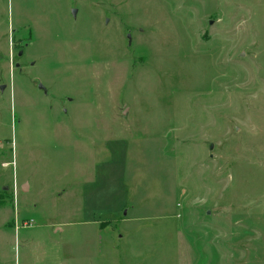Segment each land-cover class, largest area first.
I'll use <instances>...</instances> for the list:
<instances>
[{"label": "rangeland", "instance_id": "rangeland-1", "mask_svg": "<svg viewBox=\"0 0 264 264\" xmlns=\"http://www.w3.org/2000/svg\"><path fill=\"white\" fill-rule=\"evenodd\" d=\"M0 264H264V0H0Z\"/></svg>", "mask_w": 264, "mask_h": 264}, {"label": "crops", "instance_id": "crops-1", "mask_svg": "<svg viewBox=\"0 0 264 264\" xmlns=\"http://www.w3.org/2000/svg\"><path fill=\"white\" fill-rule=\"evenodd\" d=\"M20 187L22 188L23 191H27L30 189L28 181H23L20 183Z\"/></svg>", "mask_w": 264, "mask_h": 264}, {"label": "water", "instance_id": "water-1", "mask_svg": "<svg viewBox=\"0 0 264 264\" xmlns=\"http://www.w3.org/2000/svg\"><path fill=\"white\" fill-rule=\"evenodd\" d=\"M211 147H212V144H210L209 148H211Z\"/></svg>", "mask_w": 264, "mask_h": 264}]
</instances>
